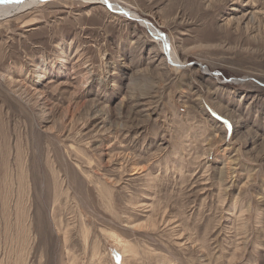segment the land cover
Listing matches in <instances>:
<instances>
[{"label":"rangeland","instance_id":"rangeland-1","mask_svg":"<svg viewBox=\"0 0 264 264\" xmlns=\"http://www.w3.org/2000/svg\"><path fill=\"white\" fill-rule=\"evenodd\" d=\"M107 1L182 64L101 2L0 19V264H264V0Z\"/></svg>","mask_w":264,"mask_h":264},{"label":"bare ground","instance_id":"bare-ground-1","mask_svg":"<svg viewBox=\"0 0 264 264\" xmlns=\"http://www.w3.org/2000/svg\"><path fill=\"white\" fill-rule=\"evenodd\" d=\"M49 1H51V0H7V2H5V0H0V19L7 17V16H10V15L14 16L17 12L22 11V10L25 11V9L31 10L32 9L31 6H36L37 4H43V3H46ZM70 1H77V0H70ZM80 1H83V2L84 1H94V2H101L102 4L105 3L109 7H111L113 10H115L116 13L117 12H119L120 14L122 13L123 15L127 16L129 19H133L134 21H136L135 20V18H136L139 22L143 23L145 28H147L152 33V36L158 42L164 43L163 50L166 52V54H167L166 56H168L169 61L172 63H175V64L181 63V61L178 57V54L176 53L174 48H172V46H171V42L170 41L168 42V40H165L166 36L164 35V33L160 32L153 25L147 24V22H143L142 19L140 18V16H137V14L132 13V11L127 10L125 8H121L118 5H114L110 2H108L107 0H80ZM7 18H9V17H7Z\"/></svg>","mask_w":264,"mask_h":264},{"label":"snow or ice","instance_id":"snow-or-ice-1","mask_svg":"<svg viewBox=\"0 0 264 264\" xmlns=\"http://www.w3.org/2000/svg\"><path fill=\"white\" fill-rule=\"evenodd\" d=\"M5 2H7V0H5Z\"/></svg>","mask_w":264,"mask_h":264},{"label":"water","instance_id":"water-1","mask_svg":"<svg viewBox=\"0 0 264 264\" xmlns=\"http://www.w3.org/2000/svg\"><path fill=\"white\" fill-rule=\"evenodd\" d=\"M167 55V54H166Z\"/></svg>","mask_w":264,"mask_h":264}]
</instances>
